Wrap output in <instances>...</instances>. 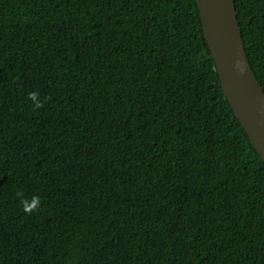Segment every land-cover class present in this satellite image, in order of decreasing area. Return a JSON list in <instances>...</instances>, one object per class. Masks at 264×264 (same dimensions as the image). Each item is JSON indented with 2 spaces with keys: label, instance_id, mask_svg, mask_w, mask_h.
Segmentation results:
<instances>
[{
  "label": "trees",
  "instance_id": "trees-1",
  "mask_svg": "<svg viewBox=\"0 0 264 264\" xmlns=\"http://www.w3.org/2000/svg\"><path fill=\"white\" fill-rule=\"evenodd\" d=\"M234 1L264 92V0ZM219 83L195 0H0V264H264Z\"/></svg>",
  "mask_w": 264,
  "mask_h": 264
},
{
  "label": "water",
  "instance_id": "water-1",
  "mask_svg": "<svg viewBox=\"0 0 264 264\" xmlns=\"http://www.w3.org/2000/svg\"><path fill=\"white\" fill-rule=\"evenodd\" d=\"M219 85L264 163V92L248 62L234 0H195Z\"/></svg>",
  "mask_w": 264,
  "mask_h": 264
},
{
  "label": "clouds",
  "instance_id": "clouds-1",
  "mask_svg": "<svg viewBox=\"0 0 264 264\" xmlns=\"http://www.w3.org/2000/svg\"><path fill=\"white\" fill-rule=\"evenodd\" d=\"M38 92H31L29 93V99L33 100V101H36V98L38 96ZM35 107H40L41 106V103L40 102H36L34 104ZM39 205V198H32L31 201H22V207H23V210L26 212V213H30L31 211L35 210V208Z\"/></svg>",
  "mask_w": 264,
  "mask_h": 264
}]
</instances>
